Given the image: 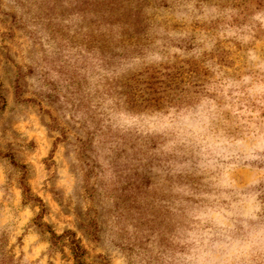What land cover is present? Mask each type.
Listing matches in <instances>:
<instances>
[{
	"label": "rangeland",
	"instance_id": "374dc122",
	"mask_svg": "<svg viewBox=\"0 0 264 264\" xmlns=\"http://www.w3.org/2000/svg\"><path fill=\"white\" fill-rule=\"evenodd\" d=\"M109 1L0 0V264H264V0Z\"/></svg>",
	"mask_w": 264,
	"mask_h": 264
},
{
	"label": "trees",
	"instance_id": "16d2710c",
	"mask_svg": "<svg viewBox=\"0 0 264 264\" xmlns=\"http://www.w3.org/2000/svg\"><path fill=\"white\" fill-rule=\"evenodd\" d=\"M109 3H112L113 5L116 4V0H111ZM108 3V4H109ZM16 165V162H14ZM24 191L28 192L26 195L31 198V194L29 193V190L27 189V186H24ZM39 200V198H37ZM68 237V238H66ZM67 239L69 248L71 250V253L73 255V258L75 260V264H87L84 261V256L86 254V249L82 246L80 241L75 238L74 232L70 229L65 230L61 234H57L55 231L51 230V240L52 244L57 243L60 240Z\"/></svg>",
	"mask_w": 264,
	"mask_h": 264
}]
</instances>
